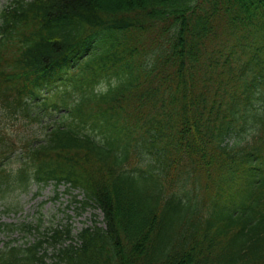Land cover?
<instances>
[{"label": "trees", "instance_id": "1", "mask_svg": "<svg viewBox=\"0 0 264 264\" xmlns=\"http://www.w3.org/2000/svg\"><path fill=\"white\" fill-rule=\"evenodd\" d=\"M50 183L103 221L0 264H264V0L2 6L0 193Z\"/></svg>", "mask_w": 264, "mask_h": 264}, {"label": "rangeland", "instance_id": "2", "mask_svg": "<svg viewBox=\"0 0 264 264\" xmlns=\"http://www.w3.org/2000/svg\"><path fill=\"white\" fill-rule=\"evenodd\" d=\"M10 0H0V8ZM23 134H34L43 136V128L39 125L32 127L26 132L25 129H18ZM11 128L9 132L16 138V134ZM81 193L78 190L67 191L61 185L55 187L53 184L43 188L32 185L28 191L21 189L0 193V246L7 242L18 243L22 246L31 244L37 239H41L44 233H51L53 228L66 223H70L73 232L76 234L81 228L91 225L94 220V213H97L99 221L101 214L92 208L80 209L74 199H80ZM5 224L14 227L8 230ZM33 225L36 227L31 232L23 231L20 227ZM48 256L54 252L52 246H48ZM49 259V258H48Z\"/></svg>", "mask_w": 264, "mask_h": 264}, {"label": "clouds", "instance_id": "3", "mask_svg": "<svg viewBox=\"0 0 264 264\" xmlns=\"http://www.w3.org/2000/svg\"><path fill=\"white\" fill-rule=\"evenodd\" d=\"M113 84H115V81H113ZM97 91L106 92V91H107V85L104 84L103 82H101V83L97 86Z\"/></svg>", "mask_w": 264, "mask_h": 264}]
</instances>
